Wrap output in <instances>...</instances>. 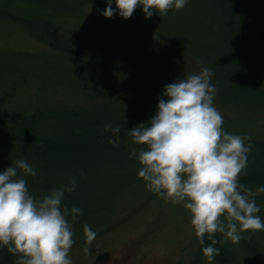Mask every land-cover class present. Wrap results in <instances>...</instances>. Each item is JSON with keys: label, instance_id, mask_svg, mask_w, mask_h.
<instances>
[{"label": "rangeland", "instance_id": "1", "mask_svg": "<svg viewBox=\"0 0 264 264\" xmlns=\"http://www.w3.org/2000/svg\"><path fill=\"white\" fill-rule=\"evenodd\" d=\"M60 1L65 6L55 7L44 3L45 0H0V112L31 109L27 101L17 98L24 85L19 78L15 81V77L18 76L16 70L30 68L33 75L54 76L55 73L52 74L48 67L53 64L57 67L55 70L57 77L61 76L62 67L66 66L60 60L61 55L57 54L54 60L52 58L47 60V55L42 54V51H49L57 46L77 47L79 42L75 41L74 37L79 32V36L81 34L82 40L89 48L106 44L110 49L131 51L145 61L151 60L158 71L169 75L170 79L166 81L161 79V73L156 75L153 71L141 70L140 67L134 71L129 81L121 80L131 91L130 95L124 92V96L126 94L130 102L138 99L137 105H141V108L151 105L147 98L153 95L155 89L153 84L157 85L154 93L161 96L165 85L184 79L190 74L199 73L203 68L211 69L213 75L210 82L217 89L213 104L224 117L223 129L231 134L247 135L264 142V105H262L264 104L262 79L264 73L246 59L234 57L235 52L231 51V47L235 43L226 41L224 30L215 32L212 26H206L196 20L199 13H206L209 10L210 5L207 0H189L183 9L173 8L166 15L154 12L153 16L147 19V24L131 19L117 20L115 17L106 19L101 14L102 11L89 0ZM46 5H50L49 11L61 13L64 11L62 14L65 21L52 23L53 26L47 34L43 38H38L32 32H44L45 26L42 22L51 16ZM138 8L141 12L137 11L136 15L142 21L146 20L142 6ZM73 11H77L76 16ZM60 12L56 13L60 14ZM56 18L60 17L56 16L54 19ZM199 18L202 20L201 17ZM151 21L153 25H150ZM83 24L97 35L94 44H92L93 37L88 36L85 32L87 28L82 26ZM156 25L162 28H156ZM248 38L249 41L252 40L250 36ZM163 39L173 45L164 43ZM76 40L79 38L76 37ZM183 44L194 46L196 52L181 50L178 46ZM226 52L231 53V56L227 57ZM158 55H161L167 64L161 62L162 58L157 57ZM202 56L210 61H205ZM258 62L259 60L256 63ZM93 64L95 65L91 67L95 68H92L90 73L101 74L103 65L99 62ZM68 72L72 75L70 71ZM87 72L88 70L81 68L80 71L73 73V79ZM45 75L40 77L49 79L50 85L45 82L34 85L37 96H43L36 101L38 107L45 104L46 94L47 104H56L58 101L55 99L56 92L63 91L53 87L51 79ZM235 75L252 77V80L246 82L248 85L246 89L241 87L237 92L233 84L223 82L236 79ZM121 76L126 78L127 75L122 72ZM106 80L109 81V78L106 77ZM90 92L93 93V90ZM67 95L74 96L71 91H68ZM239 103L249 104L247 105L249 108L244 111L240 108L242 106H235ZM157 104L158 102L154 104L155 109ZM231 105L235 107L229 110ZM131 113L135 114L134 111ZM153 115L144 113L140 117L130 116L128 128L133 129L142 123H147ZM254 126H259L261 129L251 130L256 128ZM141 147L134 144L132 138L126 135L118 138V146H109L117 153L132 157H135L132 155V150L134 148L139 150ZM253 150L254 148L251 147L248 155ZM80 173H77L80 178L77 174L74 175L77 178L76 190L70 194L66 193L65 201H73L81 196L82 189L79 188L78 182L79 179L86 178H82ZM58 182L52 179L47 185L42 184L41 188L39 186L37 188L49 193L53 188L61 186L54 187ZM133 182L132 185L108 197L113 210L103 212L107 211L108 204H105V208L98 215H94L95 223L104 222V224L99 223L91 228L99 233L91 243L85 240L79 245L78 239L86 238L83 228H75V230L72 228L75 242L69 256L73 264H218L210 262L203 255L198 245L199 239L190 224V214L182 205L165 202L149 191L146 182L138 177V173ZM66 183L68 182L62 185ZM258 198L257 205L261 208L259 216L264 220L263 195ZM110 223H115V226L102 233L100 230ZM246 234L252 236L253 231ZM243 240L242 234L239 243L231 244L236 248L237 245L243 244ZM247 242L252 243L249 240ZM253 245L256 250L252 246L250 249L256 254L255 258L260 257V245L255 243Z\"/></svg>", "mask_w": 264, "mask_h": 264}, {"label": "trees", "instance_id": "2", "mask_svg": "<svg viewBox=\"0 0 264 264\" xmlns=\"http://www.w3.org/2000/svg\"><path fill=\"white\" fill-rule=\"evenodd\" d=\"M89 1L93 2V5L102 12L108 5V0ZM207 1L210 5L209 10L206 13H199L198 18L195 19L206 26H212L215 28V32L224 30L226 41L235 43L231 47V51L235 52L234 57L246 59L248 63L264 73V0ZM44 3H49L55 7L65 6L61 4L60 0H45ZM46 6L47 9L50 8V5ZM112 7L113 9L116 8L115 0H113ZM137 11L141 12L137 8L130 19L147 24V19L144 21L139 19L136 15ZM49 12H51V16L42 22L45 31L32 32L38 38H43L47 34L53 26L52 23L65 21L62 14L64 11L61 13L50 10ZM56 12H60V14ZM73 14L76 16L77 11H73ZM56 16L60 18L54 19ZM115 18L117 20L123 19L118 12ZM150 25H153L152 21ZM82 26L87 28L85 32L88 36L93 37L92 44H94L97 35L87 25L83 24ZM156 28H162V26L156 25ZM76 34V37L79 38L76 40L74 37V40L79 42L77 47L57 46L52 47L49 51H42V54L47 55V60L51 58L54 60L57 54L61 55L60 60L66 65L62 67L61 76L57 77L55 71L57 67L53 64L48 67L52 74L55 73L54 76L33 75L34 73L30 68L16 70L18 76L15 77V81L19 78L24 85L17 98L23 99L24 102L27 101L31 109L23 108L24 110L19 111L0 112V172L13 166L17 160H27L36 171V175L24 177L22 171L19 172V175L27 180V187L31 195L37 198L41 196L45 191H40L39 188L42 184L45 186L50 183L52 179L59 181L54 186L57 187V185L60 186L68 182L75 174L85 172L82 178L86 179H79L78 182L79 188L82 189L80 191L81 196L73 201L63 200L62 202L69 209L73 206L82 209V215L78 216L76 222L73 223L71 217L68 218L73 230L84 228L86 224L91 228L99 223L104 224V222L95 223L94 215H98L105 208V204H108L107 211L103 212L113 210L108 197L132 185L140 168L136 157L123 155L109 148L112 146L108 142L111 134L106 133L104 127L106 124H112L114 127L119 126L121 129L119 137L129 136L128 133L132 128H128L130 125H128L130 122L128 118L135 115L140 117L144 113L155 114L157 109H155L154 104L159 101V97L163 93L161 96L155 94L154 90L157 85L153 84L155 88L153 95H149L147 98L151 105L147 108H141V105H137L138 99L130 102L126 94L124 96V92L130 95L131 91L123 85L121 80L129 81L131 75L135 73L134 71L140 67L141 70L153 71L156 75L161 73V79L166 81L170 79L169 75L158 71L151 60L145 61L131 51L110 49L106 44L89 48L82 40L81 34L80 36L79 32ZM248 36L252 40L249 41ZM163 40L164 43L171 44L167 40ZM178 47L185 52H196L194 46L187 44ZM225 55L230 57L231 53L226 52ZM157 57L162 58L161 62L167 64L161 55ZM204 60L210 61L207 58ZM258 60L259 62L256 63ZM95 62L103 65V67L101 66L103 68L101 74L90 73L93 68L91 65H95L93 64ZM81 68L88 70L87 74H81L80 77L73 79V73L80 71ZM167 68H169L168 65ZM122 72L127 75L126 78L121 76ZM40 75L49 77L53 87L63 89V91L56 92L55 99L58 100L56 104L48 105L46 94L45 104L37 106L36 101H39L43 96H37L34 85H40L42 82L50 85V80L42 78ZM163 75L167 76L164 77ZM106 77L109 78V81L106 80ZM236 77V79H231L232 81L235 80L233 82H223H227L229 85L233 84V88L235 87L234 90L237 92L241 87L246 89L248 86L246 82L252 80L251 76L240 75ZM262 79L264 80V77ZM92 90L93 93L90 92ZM68 91L73 92L74 96L69 97ZM237 105L242 106L240 108L244 111L249 108L247 106L249 104L246 103L235 104V106ZM132 111L135 114L131 113ZM254 127L256 128H251V130L261 129L259 126ZM245 143H250L254 150L248 155L246 174L241 175L240 182L253 188L264 186V142L258 138H251ZM77 177L80 178L79 174ZM258 200L257 197V203ZM111 226H115V223L108 224L106 228L100 231L103 233L110 230ZM98 234L96 233V235ZM242 234L243 244L237 245L236 248L233 247L231 241L223 245L217 244L216 247L220 249V255L216 256L212 262L218 264H264V230L253 231L252 236H247L246 233ZM246 236L248 239L245 238ZM216 238L222 239L223 237L217 233ZM85 240L86 238L78 239L79 245ZM247 240L252 243L249 244ZM209 243L210 241L206 236L205 245H201L200 242L198 245L202 250ZM253 243L260 245V257L255 258L256 254L251 251L250 247L254 248ZM16 259L17 257L9 253L6 248H0V264H14Z\"/></svg>", "mask_w": 264, "mask_h": 264}, {"label": "clouds", "instance_id": "3", "mask_svg": "<svg viewBox=\"0 0 264 264\" xmlns=\"http://www.w3.org/2000/svg\"><path fill=\"white\" fill-rule=\"evenodd\" d=\"M189 0H108L101 13L106 19L117 15L130 19L138 7L146 19L154 12L166 15L183 9ZM212 71L199 73L167 84L158 101L157 112L147 123L133 128L128 135L136 145L132 155L140 164L138 177L149 191L165 202L182 205L190 214V224L211 262L220 255L217 244L239 243L242 233L264 230L261 208L256 198L264 186L240 182L246 174L251 137L231 134L223 129L224 117L214 106L216 87L210 82ZM108 142L118 146L119 126L106 124ZM131 158V157H130ZM36 171L27 160L14 162L0 172V248L17 257L14 264H73L69 253L74 245L72 222L82 209H69L62 202L66 193L76 190L77 178L53 188L39 198L29 193L27 180ZM81 176L85 173L81 172ZM87 243L96 233L83 228ZM223 239H217L216 234ZM87 250V249H86Z\"/></svg>", "mask_w": 264, "mask_h": 264}]
</instances>
